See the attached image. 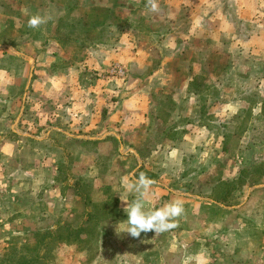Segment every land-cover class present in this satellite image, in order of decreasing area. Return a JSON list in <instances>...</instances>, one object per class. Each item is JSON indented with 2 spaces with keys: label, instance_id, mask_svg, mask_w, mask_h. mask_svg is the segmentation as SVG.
Wrapping results in <instances>:
<instances>
[{
  "label": "rangeland",
  "instance_id": "obj_1",
  "mask_svg": "<svg viewBox=\"0 0 264 264\" xmlns=\"http://www.w3.org/2000/svg\"><path fill=\"white\" fill-rule=\"evenodd\" d=\"M249 1L0 0V264H264V0ZM141 173L150 206L185 213L117 236Z\"/></svg>",
  "mask_w": 264,
  "mask_h": 264
},
{
  "label": "clouds",
  "instance_id": "obj_2",
  "mask_svg": "<svg viewBox=\"0 0 264 264\" xmlns=\"http://www.w3.org/2000/svg\"><path fill=\"white\" fill-rule=\"evenodd\" d=\"M149 4L151 9L155 11L157 5L154 0H149ZM22 11L27 14V9H22ZM45 23H47L46 17L33 15L28 20V27L35 29ZM154 183L155 181L148 178L144 173H141L138 179L131 181L128 177L124 178L123 185L126 192H135L137 197L132 202H129L126 195H120L119 198L127 218L116 225L117 236L126 233L133 239L140 240L142 233L153 232L155 236H158L178 227L177 218L185 213L183 200L175 199L159 208L150 206L152 205L150 189ZM141 242L143 243L144 241ZM202 256L203 253H199L196 256H185L181 264H192L194 259L197 264H200Z\"/></svg>",
  "mask_w": 264,
  "mask_h": 264
},
{
  "label": "crops",
  "instance_id": "obj_3",
  "mask_svg": "<svg viewBox=\"0 0 264 264\" xmlns=\"http://www.w3.org/2000/svg\"><path fill=\"white\" fill-rule=\"evenodd\" d=\"M254 2H256V0L254 1ZM247 3H250V7H248V8H250V9H254L255 8V4L252 2V0H250L249 2H247ZM257 4V3H256Z\"/></svg>",
  "mask_w": 264,
  "mask_h": 264
}]
</instances>
